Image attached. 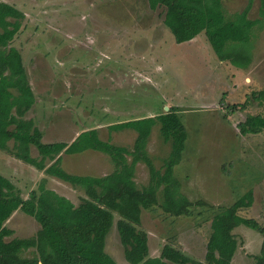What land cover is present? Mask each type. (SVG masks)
Here are the masks:
<instances>
[{
  "label": "rangeland",
  "instance_id": "1",
  "mask_svg": "<svg viewBox=\"0 0 264 264\" xmlns=\"http://www.w3.org/2000/svg\"><path fill=\"white\" fill-rule=\"evenodd\" d=\"M10 1L23 13L20 32L10 46L22 54L35 95L26 119L40 130L43 143L70 144L78 134L97 129L102 140L133 151L137 132L113 131L110 126L173 110L179 113L188 140L175 175L191 202L206 204L194 207L190 217H170L159 207L144 211L142 229L149 236L151 257H159L163 247L172 244L204 262L214 216L249 192L253 205L239 215L264 226V131L242 136L238 128L251 115L264 117V104L253 98L264 89L261 0L223 1L228 19L250 6L249 19L260 20L250 44H227L242 57L239 64L221 61L204 33L177 44L164 24V8L154 10L149 0ZM171 150L160 125L155 126L147 153L157 170L163 169ZM30 153L39 158L36 147ZM61 155L62 167L70 175L103 177L115 170L102 152ZM148 169L144 162L135 169L139 188L149 183ZM44 172L0 150V175L24 199L46 179L47 189L76 206L81 203L82 190ZM162 198L159 194L160 204ZM6 225L14 231L7 241L35 237L41 229L21 210ZM233 235L238 248L231 264H254L264 238L244 225ZM106 251L117 263L128 264L116 227L108 235ZM33 254L30 250L22 256Z\"/></svg>",
  "mask_w": 264,
  "mask_h": 264
},
{
  "label": "trees",
  "instance_id": "2",
  "mask_svg": "<svg viewBox=\"0 0 264 264\" xmlns=\"http://www.w3.org/2000/svg\"><path fill=\"white\" fill-rule=\"evenodd\" d=\"M223 1L149 0V3L154 10L164 8V24L177 44L191 42L204 33L221 61L239 64L242 57L227 44H250L252 29L260 20L249 19L250 6L228 19ZM260 15L264 18V0H261ZM22 17L19 9L0 1V150L10 151L19 160L45 171L46 175L82 190L84 196L76 206L67 197L47 189V180L43 179L38 189L24 199L9 180L0 176V264H119L106 251L113 227L117 228L128 264H231L238 248L233 235L235 229L244 225L264 238V226L239 215L240 210L253 205V193L249 192L214 216L204 262L192 259L172 244H166L159 257H151L149 236L142 229L144 211L159 207L170 217H190L194 207L206 204L191 202L182 193V184L175 175L188 140L179 113L173 110L110 126L113 131L132 129L137 132L133 151L102 140L97 129L82 132L70 145L43 143L40 130L32 120L26 119L35 103V95L22 54L10 46L20 32ZM253 98L263 105L264 89ZM236 108L237 105L230 107L233 111ZM245 108L244 104L241 109ZM157 125L165 143L172 146L162 170H157L147 153V141ZM238 128L242 136L258 135L264 131V117L251 115ZM32 146L37 148L39 158L31 156ZM88 150L107 154L115 170L103 177L66 173L61 154H80ZM129 156L132 157L130 163ZM141 162L148 166L150 174L149 183L143 188L135 181V169ZM159 194L163 196L161 204ZM18 210L35 218L41 229L35 237L7 241L13 231L6 223ZM30 250L34 253L32 257L22 256ZM254 260V264H264V241Z\"/></svg>",
  "mask_w": 264,
  "mask_h": 264
},
{
  "label": "crops",
  "instance_id": "3",
  "mask_svg": "<svg viewBox=\"0 0 264 264\" xmlns=\"http://www.w3.org/2000/svg\"><path fill=\"white\" fill-rule=\"evenodd\" d=\"M0 1H2V2H5V3H7V4H10L11 6H13V7H15V8H17V5L15 4V2H13V1H10V0H0ZM17 9H19V8H17ZM20 10V9H19ZM21 11V10H20ZM80 134H78L75 138H73V140H71V143L73 142V141H75L76 140V138L79 136ZM70 143V144H71ZM69 144V145H70ZM75 155H77V154H75ZM64 159V158H63ZM1 176V175H0ZM3 177V176H2ZM53 191V190H52ZM55 191V190H54ZM11 230V229H10ZM13 231V230H12ZM13 234H14V231H13ZM16 239V238H15Z\"/></svg>",
  "mask_w": 264,
  "mask_h": 264
}]
</instances>
